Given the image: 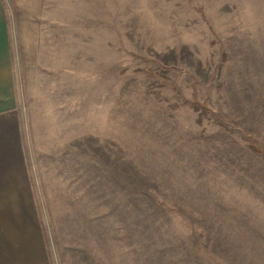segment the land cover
<instances>
[{
	"label": "rangeland",
	"instance_id": "rangeland-1",
	"mask_svg": "<svg viewBox=\"0 0 264 264\" xmlns=\"http://www.w3.org/2000/svg\"><path fill=\"white\" fill-rule=\"evenodd\" d=\"M0 1V264H264V0Z\"/></svg>",
	"mask_w": 264,
	"mask_h": 264
},
{
	"label": "crops",
	"instance_id": "crops-1",
	"mask_svg": "<svg viewBox=\"0 0 264 264\" xmlns=\"http://www.w3.org/2000/svg\"><path fill=\"white\" fill-rule=\"evenodd\" d=\"M16 86L11 63L8 19L0 1V204L20 202L16 196H24L26 191H19V188L29 186L20 115L16 109L18 99L14 94Z\"/></svg>",
	"mask_w": 264,
	"mask_h": 264
}]
</instances>
